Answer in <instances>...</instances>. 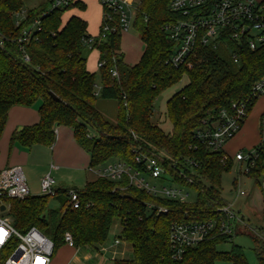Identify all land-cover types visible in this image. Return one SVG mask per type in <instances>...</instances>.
<instances>
[{"label": "trees", "instance_id": "1", "mask_svg": "<svg viewBox=\"0 0 264 264\" xmlns=\"http://www.w3.org/2000/svg\"><path fill=\"white\" fill-rule=\"evenodd\" d=\"M24 1L0 0V32L7 42L4 48L0 47V139L12 107H30L40 101V122L16 132L13 143L25 148L51 147L56 127H69L77 143L90 153V167L116 160L134 165L137 153L161 155L170 174L174 175L175 168H183L192 175L193 183L188 186L197 198L194 203H181L137 190L129 186L128 180L114 183L95 177L84 188L77 189L81 206L76 210L68 204L67 190L63 189L55 197L39 195L12 201L13 227L21 233L37 228L54 243L53 255L65 245L66 234L71 235L79 250L98 249L119 222L121 233L117 239L130 245L133 257L116 264H215L217 261L248 264L240 247L233 246L229 252L217 250L218 245L231 241L233 236L215 234L187 249L179 261L172 258L169 238L175 223L219 218L217 209L225 203L221 197V177L234 162L230 158L224 160L223 152H211L201 145L194 132L204 121H212L221 110L230 108L233 102L247 98L253 85L264 78V43L254 52L245 46L240 48L238 64L230 56H222L220 51H226L223 48L199 47L186 65L175 68L169 63L175 44L164 31V26L177 18L170 10L172 0H141L133 26L144 44V54L137 65L129 66L124 62L122 32L118 27L102 38V20L99 36L88 46L83 41L92 37L88 23L77 15L63 21L71 9L86 10L80 0L52 11L47 4L29 10L25 21L17 27L13 15L23 9ZM38 18L40 31L35 32L29 43L20 45L18 39L24 30ZM109 26H117V20L109 22ZM86 50L99 52L102 80L99 93L96 74L87 68ZM23 53L28 55V63L22 61ZM112 70L117 72V77L112 76ZM185 76L188 84L167 102L166 115L172 132L166 134L153 121L154 104ZM99 99L117 102L115 123L106 120L100 112ZM256 102L253 101L249 113ZM189 163L194 165L193 169ZM248 167L247 175L261 186L264 141L255 148ZM52 198L59 207L47 211ZM158 208L167 211L159 213ZM260 230L258 236L251 237L257 262L264 264V228Z\"/></svg>", "mask_w": 264, "mask_h": 264}, {"label": "built area", "instance_id": "2", "mask_svg": "<svg viewBox=\"0 0 264 264\" xmlns=\"http://www.w3.org/2000/svg\"><path fill=\"white\" fill-rule=\"evenodd\" d=\"M74 0H56L49 10L67 8ZM139 3L128 0H101L103 9V35L115 31L118 27L121 32L129 29V13L137 12ZM170 10L177 18L164 26L168 38L175 44L174 52L169 63L175 68L186 65L189 58L199 47L219 50L225 49L230 58L239 63V51L247 47L256 51L264 43V0H172ZM28 11L21 10L13 15L17 27L27 18ZM117 20V26L110 28L109 22ZM41 19H35L22 37L18 39L20 45L27 44L40 31ZM88 46L95 43L91 37L83 40ZM6 38L0 32V47L6 46ZM25 63L29 62L27 54L21 57ZM117 77L115 70L111 71ZM264 97V78L256 82L249 96L233 102L228 109L221 110L213 120H206L202 127L194 132V138L206 146L211 152H223V159H232L224 152L225 145L241 130L247 119L250 107L254 100ZM255 156V150L249 153L239 152L233 160L239 164H246V174L249 172V162ZM251 164V167H253ZM189 165L194 167L192 163ZM51 166V169H54ZM193 169V168H192ZM240 173L242 170H239ZM88 172L95 177L104 178L114 183L128 184L137 190L146 191L154 197H160L181 203L188 202V184L193 178L183 169L175 168L174 175L170 174L163 164L161 155L137 153L134 165L123 161H112L103 166L89 167ZM194 173V172H193ZM186 182V183H183ZM153 182V183H152ZM237 195L246 196L241 190L240 179L235 180ZM41 196L55 197L57 183L49 172L40 180ZM194 191V190H193ZM31 196L26 177L21 167H7L0 171V214L11 209L12 201H23ZM68 204L72 210L81 206L80 196L75 188L67 189ZM235 202H225L218 209V219L207 221H183L172 225L170 230V248L174 260H182L187 249L196 247L210 239L215 234L233 236L244 220L234 209ZM151 206H148L150 208ZM158 208L157 212H166ZM246 226V225H245ZM0 264H51L54 243L44 236L37 228H30L27 232H18L9 218L0 217ZM64 242L75 248L73 238L66 234ZM120 243L115 239L114 245ZM109 246L101 245L99 254L106 253Z\"/></svg>", "mask_w": 264, "mask_h": 264}, {"label": "rangeland", "instance_id": "3", "mask_svg": "<svg viewBox=\"0 0 264 264\" xmlns=\"http://www.w3.org/2000/svg\"><path fill=\"white\" fill-rule=\"evenodd\" d=\"M56 0H25L24 7L22 10H34L42 5L47 4L48 7L51 6L52 2ZM77 9H71L64 16V22L66 19ZM79 16L86 18L88 22V31L90 34L97 36L100 34V26L102 21V5L101 0L89 1L88 8L85 11H79ZM135 12L129 13V29L128 31L122 32V49L126 53L132 54L134 56H139L143 52V46L139 47L140 37L136 30L134 29ZM141 48V50H140ZM222 56L229 57V53L226 51H220ZM85 54L88 57V63L98 67V59L96 51L86 50ZM136 56V57H137ZM96 92L99 93L102 88V80L99 68L96 69ZM189 82L187 76L183 80L172 88L163 92L154 104V115L153 121L160 125L161 129L169 134L172 132V126L167 119V102L172 96L180 92ZM257 104L254 106L253 110L249 113L247 119L244 122V132L242 136L237 137V135L226 144V148H229V152L235 154L236 152L249 153L254 150L253 143L256 144V139H259V145L264 140V128L262 130L261 124L264 126V97H260L257 100ZM98 109L103 114L106 120L111 123L116 122L117 114V102L114 100H102L98 101ZM263 117V118H262ZM254 136V137H253ZM246 164H243L242 171H239L238 163L234 162L233 167L222 174L221 177V197L224 202H235L234 209L243 217L244 225H239L237 231L233 235L231 241L227 243H222L218 245L217 250L220 252H229L233 246L240 247L246 257L248 264H258L255 257L253 248L254 242L252 240V235L258 236L260 229L264 228V179L262 180L261 186H259L256 181L248 176L245 172ZM25 172L27 184L30 189L31 196H39L41 194L40 190V180L34 176H30L27 171ZM34 174V173H33ZM93 174H91L90 179H93ZM240 179L241 190L246 193L235 201L237 190L235 180ZM153 183V182H152ZM82 187V186H78ZM188 202L194 203L197 198V194L193 190H189ZM59 207V203L56 199L52 198L47 207L48 210H54ZM10 210L0 214V217L11 219ZM246 225V226H245ZM121 226L119 222H116L112 227L109 238L105 243L106 246H110L116 238L120 236ZM122 247L125 248V243H122ZM94 252L93 248L84 250H79L78 248H71L68 245H63L57 249L52 257L51 264H87L85 256ZM129 256V257H128ZM127 258H132L131 255H126ZM215 264H232L227 261H217Z\"/></svg>", "mask_w": 264, "mask_h": 264}, {"label": "crops", "instance_id": "4", "mask_svg": "<svg viewBox=\"0 0 264 264\" xmlns=\"http://www.w3.org/2000/svg\"><path fill=\"white\" fill-rule=\"evenodd\" d=\"M80 1L86 5V9H87L89 1L91 2L93 0H80ZM128 1L134 3L141 2V0H128ZM78 12L79 11L77 10L74 12V14L71 15L79 16ZM79 17L86 21V18H83L81 16ZM102 20H103V9H102ZM89 35H91L94 38L99 36V35L94 36L90 33ZM141 44L143 46V52L140 53L139 56H137L138 55L137 54L136 55L137 57L132 54L126 53L125 50L122 49V45H121V50L124 53V62L127 65L135 66L140 62L144 54V48H145L143 42L140 39L139 47L141 46ZM93 51H96L97 59H99V52L97 50H93ZM87 68L91 73L96 74L95 71L97 68H99V65L97 67L87 62ZM40 107H41V102L38 101L30 107L14 106L9 110L5 129L0 139V171L7 167H21L23 172L27 171V173L30 176L35 175V177L39 178V180H41V178L44 175L50 172L57 183L58 190L60 189L67 190L69 188H75V189L84 188L86 183L92 181L95 178V176H93V179H90L91 174L88 172V169L91 163V155L77 143L73 129L65 126H57L55 129V134H56L55 142L51 147L36 145L33 146L32 148H25L21 146L19 143L12 142V136L16 132L21 131L25 127L35 126L40 122V114H39ZM263 115L264 114H262L261 116ZM245 128L243 125L240 132L237 134V137H239V135L240 137L242 136ZM255 139H256L255 142L256 144L253 143L252 146L254 147V149L259 145V139L257 140L256 137ZM226 147H224V152L228 156H230L233 160L234 156L237 153H239V151L236 152L235 154H232L229 152V148ZM233 162L235 161L233 160ZM238 165H239V170H242L243 164L238 163ZM51 166H54L55 168L51 169ZM78 186H82V187H78ZM238 199H235V201ZM123 242L124 241H120L118 245H114L113 242L109 246L107 252L103 254H99L100 247L98 249H93L94 252L85 256V260L87 261V264H116L117 261L132 259L126 257L127 254L131 255L132 249L130 245L124 242L126 247L123 248L122 247Z\"/></svg>", "mask_w": 264, "mask_h": 264}, {"label": "water", "instance_id": "5", "mask_svg": "<svg viewBox=\"0 0 264 264\" xmlns=\"http://www.w3.org/2000/svg\"><path fill=\"white\" fill-rule=\"evenodd\" d=\"M51 97H53L54 99H56L55 96H54L53 94H51ZM0 210H1V211H4V210H5V207L2 206Z\"/></svg>", "mask_w": 264, "mask_h": 264}, {"label": "snow or ice", "instance_id": "6", "mask_svg": "<svg viewBox=\"0 0 264 264\" xmlns=\"http://www.w3.org/2000/svg\"><path fill=\"white\" fill-rule=\"evenodd\" d=\"M0 238H2V233H0Z\"/></svg>", "mask_w": 264, "mask_h": 264}, {"label": "bare ground", "instance_id": "7", "mask_svg": "<svg viewBox=\"0 0 264 264\" xmlns=\"http://www.w3.org/2000/svg\"><path fill=\"white\" fill-rule=\"evenodd\" d=\"M255 150V149H254Z\"/></svg>", "mask_w": 264, "mask_h": 264}]
</instances>
